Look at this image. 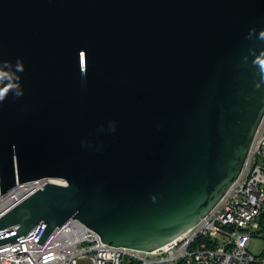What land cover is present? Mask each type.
<instances>
[{"label":"water","instance_id":"obj_1","mask_svg":"<svg viewBox=\"0 0 264 264\" xmlns=\"http://www.w3.org/2000/svg\"><path fill=\"white\" fill-rule=\"evenodd\" d=\"M262 32L264 0H0V194L63 182L2 214L0 245L76 219L150 251L194 226L264 114Z\"/></svg>","mask_w":264,"mask_h":264},{"label":"built area","instance_id":"obj_2","mask_svg":"<svg viewBox=\"0 0 264 264\" xmlns=\"http://www.w3.org/2000/svg\"><path fill=\"white\" fill-rule=\"evenodd\" d=\"M50 182L63 184L40 178L0 194V216ZM260 214H264V114L235 180L206 215L168 243L150 251L115 247L80 221L69 219L42 244L34 241L42 225L1 244L0 264H264V244L258 254L248 249ZM16 229H0V235Z\"/></svg>","mask_w":264,"mask_h":264},{"label":"rangeland","instance_id":"obj_3","mask_svg":"<svg viewBox=\"0 0 264 264\" xmlns=\"http://www.w3.org/2000/svg\"><path fill=\"white\" fill-rule=\"evenodd\" d=\"M264 230H261L253 236L248 244V249H250L253 253L258 254L263 245V237Z\"/></svg>","mask_w":264,"mask_h":264},{"label":"clouds","instance_id":"obj_4","mask_svg":"<svg viewBox=\"0 0 264 264\" xmlns=\"http://www.w3.org/2000/svg\"><path fill=\"white\" fill-rule=\"evenodd\" d=\"M261 35L264 36V32H262ZM5 63H7V62H5ZM257 63L259 64L260 72L264 73V59L258 60ZM22 70H23L22 66L18 63L16 66V71L19 72ZM3 75H4V73L0 72V77H2ZM17 79H18V77H17ZM257 86L259 87V85H257ZM7 91H8V89H6V88H0V101H2L5 98ZM15 95L19 96L20 93L16 92Z\"/></svg>","mask_w":264,"mask_h":264},{"label":"trees","instance_id":"obj_5","mask_svg":"<svg viewBox=\"0 0 264 264\" xmlns=\"http://www.w3.org/2000/svg\"><path fill=\"white\" fill-rule=\"evenodd\" d=\"M258 223H259V229H257L254 233L256 234L257 232L264 230V214H260L258 218ZM263 237V244H264V236Z\"/></svg>","mask_w":264,"mask_h":264}]
</instances>
